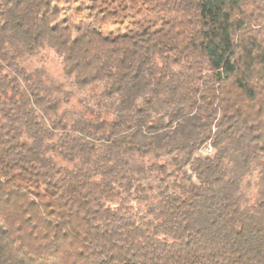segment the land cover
I'll list each match as a JSON object with an SVG mask.
<instances>
[{
  "label": "trees",
  "instance_id": "1",
  "mask_svg": "<svg viewBox=\"0 0 264 264\" xmlns=\"http://www.w3.org/2000/svg\"><path fill=\"white\" fill-rule=\"evenodd\" d=\"M57 1L0 0V264H264V0Z\"/></svg>",
  "mask_w": 264,
  "mask_h": 264
},
{
  "label": "rangeland",
  "instance_id": "2",
  "mask_svg": "<svg viewBox=\"0 0 264 264\" xmlns=\"http://www.w3.org/2000/svg\"><path fill=\"white\" fill-rule=\"evenodd\" d=\"M90 3V0L57 1L58 7L61 9L65 7L67 10L65 11L67 13L65 14L67 18L66 22H69L67 25L73 27L76 30L75 34L80 33L84 27L86 29L98 28L97 22L99 21L93 23L92 20H90L89 22L85 16L86 10L88 9L87 7H89ZM107 3L109 4L110 10L115 11V13H118V11L123 7H125L127 11L125 10V17H122V15L117 17L115 24L106 25L107 29L102 33L104 36L113 37L120 32H130L129 30H139L145 27L150 28V30H156L162 23L161 17L147 12L145 0H100L98 5L99 7H102ZM78 7H80V9H77ZM128 11H130V14ZM49 69L57 70L58 66L57 64L50 65ZM206 152L209 153L210 150H207Z\"/></svg>",
  "mask_w": 264,
  "mask_h": 264
}]
</instances>
